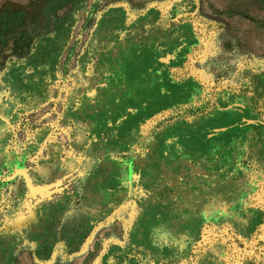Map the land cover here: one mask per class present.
Segmentation results:
<instances>
[{
    "label": "rangeland",
    "instance_id": "rangeland-1",
    "mask_svg": "<svg viewBox=\"0 0 264 264\" xmlns=\"http://www.w3.org/2000/svg\"><path fill=\"white\" fill-rule=\"evenodd\" d=\"M0 264H264V0H0Z\"/></svg>",
    "mask_w": 264,
    "mask_h": 264
}]
</instances>
